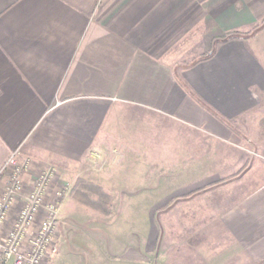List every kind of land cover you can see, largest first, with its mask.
I'll list each match as a JSON object with an SVG mask.
<instances>
[{
    "label": "crops",
    "instance_id": "0c3cea01",
    "mask_svg": "<svg viewBox=\"0 0 264 264\" xmlns=\"http://www.w3.org/2000/svg\"><path fill=\"white\" fill-rule=\"evenodd\" d=\"M263 15L264 0H0V171L17 149L27 184L55 165L97 188L106 212H90L148 214L100 245L110 263L264 264V27L227 38ZM66 200L64 220L83 203Z\"/></svg>",
    "mask_w": 264,
    "mask_h": 264
},
{
    "label": "built area",
    "instance_id": "2783aa9c",
    "mask_svg": "<svg viewBox=\"0 0 264 264\" xmlns=\"http://www.w3.org/2000/svg\"><path fill=\"white\" fill-rule=\"evenodd\" d=\"M97 159L100 154L91 153ZM33 160L14 151L0 176L8 173V181L0 197V264H46L58 251L56 240L60 212L72 191V183L62 179L60 169L48 165L30 184L25 181ZM13 219L10 214L19 204Z\"/></svg>",
    "mask_w": 264,
    "mask_h": 264
},
{
    "label": "rangeland",
    "instance_id": "374dc122",
    "mask_svg": "<svg viewBox=\"0 0 264 264\" xmlns=\"http://www.w3.org/2000/svg\"><path fill=\"white\" fill-rule=\"evenodd\" d=\"M261 35L263 39L264 31ZM74 174L73 176H63L62 174V179L71 182L72 187L78 180L76 178L81 175L78 172ZM75 187L86 198V186L77 184ZM69 196L66 199H69ZM66 199L61 211L65 207ZM103 203L100 200L99 202L87 201V203H80L74 211L75 214L66 216L65 220L60 214L59 226H57L58 237L55 239L58 251L51 256L46 264H116V261L113 260L118 250L103 249L101 246L105 244L106 247L109 242L113 243L114 241H120V239L127 240L130 238L128 237L130 225H139L140 223L144 225L145 222H148L149 217L148 214L143 213L139 216L127 213L98 216L97 213L90 212L93 208L94 210H96L95 208L104 209L105 203L104 205ZM104 212H106L105 209ZM104 254H107L109 261H105ZM112 257L113 260L110 263Z\"/></svg>",
    "mask_w": 264,
    "mask_h": 264
},
{
    "label": "trees",
    "instance_id": "16d2710c",
    "mask_svg": "<svg viewBox=\"0 0 264 264\" xmlns=\"http://www.w3.org/2000/svg\"><path fill=\"white\" fill-rule=\"evenodd\" d=\"M264 27V15L259 18L258 22L249 26V28H238L235 31L229 33L227 35V38H243V39H248L249 37L254 36L255 33H257L258 31L262 30V28ZM80 184L83 186H88L91 187L93 190H96L97 188L95 186L89 185L85 180L83 179H78L76 181V184ZM75 185L73 186L74 188L71 191V196L73 199L75 200H80L83 203H87V200L83 193L78 192L77 188L75 187Z\"/></svg>",
    "mask_w": 264,
    "mask_h": 264
}]
</instances>
